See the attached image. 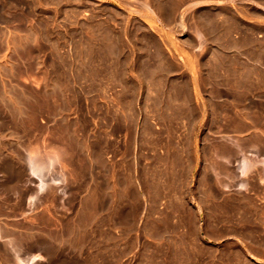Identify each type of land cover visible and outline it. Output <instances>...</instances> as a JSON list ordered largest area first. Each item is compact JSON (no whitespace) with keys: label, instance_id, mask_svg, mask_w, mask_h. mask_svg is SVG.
Wrapping results in <instances>:
<instances>
[{"label":"rangeland","instance_id":"obj_1","mask_svg":"<svg viewBox=\"0 0 264 264\" xmlns=\"http://www.w3.org/2000/svg\"><path fill=\"white\" fill-rule=\"evenodd\" d=\"M221 1L0 0V264L264 251V166L236 186L264 115L229 51L231 11L258 16ZM35 149L60 179L38 193Z\"/></svg>","mask_w":264,"mask_h":264},{"label":"crops","instance_id":"obj_2","mask_svg":"<svg viewBox=\"0 0 264 264\" xmlns=\"http://www.w3.org/2000/svg\"><path fill=\"white\" fill-rule=\"evenodd\" d=\"M223 3L228 4H241L242 2L248 3L257 12L258 18L252 19L251 12L241 10L238 6L231 11L236 18V29L234 33L237 40H234L233 49L229 51H236L235 58L238 60L236 72L239 77H244L243 83L246 79H252L255 84V91L250 94L248 91L238 93L236 97L239 100L246 99L254 101V110L259 115H264V0H223ZM231 30L225 31L222 35L230 37L233 33ZM248 41V42H246ZM263 111V112H262ZM182 208L188 209V206ZM264 210V204H261ZM193 211H197L194 208ZM192 249L182 245V252H189ZM238 255H221L220 258H215L213 255L205 258L202 264H264V251L259 255H253L239 249ZM153 262L150 264H163L168 259H173L174 264H192L196 259V255H152Z\"/></svg>","mask_w":264,"mask_h":264},{"label":"bare ground","instance_id":"obj_3","mask_svg":"<svg viewBox=\"0 0 264 264\" xmlns=\"http://www.w3.org/2000/svg\"><path fill=\"white\" fill-rule=\"evenodd\" d=\"M6 2V1H5ZM148 7V6H147ZM1 8V7H0ZM7 15V14H6ZM1 17V16H0ZM4 18V17H3ZM9 20V19H8ZM4 32V31H3ZM202 43V42H201ZM226 79V78H225ZM235 79V78H234ZM227 82V81H226ZM262 83H264V82H262ZM263 112V111H262ZM258 113V112H257ZM259 116V115H258ZM261 122V121H260ZM264 126V125H263ZM262 127V126H261ZM260 129V128H259ZM263 129V128H262ZM264 131V130H263ZM44 138V137H43ZM33 139V138H32ZM54 139V138H53ZM35 140V139H34ZM33 141V140H32ZM262 141H264V140H262ZM42 142H44V141H42ZM41 142V140H40V143H42ZM54 142V141H53ZM256 142V141H255ZM50 143V142H49ZM55 143V142H54ZM263 143V142H262ZM29 144H31L30 143V141H29ZM32 144H34V143H32ZM31 144V145H32ZM39 144V143H38ZM47 144H48V141H47ZM251 144V143H250ZM235 145V144H234ZM248 145V144H247ZM26 146V145H25ZM27 146H29V145H27ZM39 146V145H38ZM52 146V145H51ZM58 146V145H57ZM33 147H35V146H33ZM43 147V146H42ZM235 147V146H234ZM44 148V147H43ZM236 148V147H235ZM253 148L255 149L256 148V146H253ZM260 148V147H259ZM262 148V147H261ZM24 149H26V147L24 148ZM28 149H30L29 147H28ZM56 149V148H55ZM60 149V148H59ZM226 149V148H225ZM257 149V148H256ZM36 151H35V153H31L30 155H28L26 158H27V160H26V162H27V169L29 170V172H30V174L33 176V177H35L36 179H37V185H35V186H37V193L38 192H41L44 188H45V186H46V184L47 183H50V182H47L48 180L50 181H53V183H59V180L60 179H58L57 177H54L53 175L51 176L50 174H51V172L52 173H54V171H52V168H53V166L56 164L55 162H56V157L55 156H51V150H50V152H48V153H40V151H37V149H35ZM39 150V149H38ZM47 150V149H46ZM45 150V151H46ZM232 151L234 150V149H231ZM241 150V152H240V154H239V159L237 160V162H236V166H237V171H238V176H240V180L239 181H237V187L238 188H243L244 189V187L246 186V181L245 180H243L246 176L245 175H247L249 172H250V170L251 169H253L252 167H256L255 165L256 164H261V165H263L264 166V155H262L261 154V156L260 157H258L257 156V152H254L253 150V153H251L250 155L248 154V153H246V152H244V151H242V149H240ZM260 151H263V154H264V150L262 149H259ZM49 151V150H48ZM63 151H64V149H63ZM231 151V152H232ZM238 151V150H237ZM250 151V150H249ZM57 152H59V151H57ZM57 152H56V154H57ZM62 152V151H61ZM228 152V151H227ZM230 152V153H231ZM236 152V151H235ZM53 153V152H52ZM233 153V152H232ZM258 153H260L259 151H258ZM221 154V153H220ZM226 155V154H225ZM234 155H235V153H234ZM233 155V156H234ZM61 156H62V154H61ZM64 156V155H63ZM257 157H258V159H257ZM61 158V157H60ZM223 158V157H222ZM62 159V158H61ZM58 160H60V159H58ZM231 160V159H230ZM61 161V160H60ZM228 162H229V160H227ZM25 162V161H24ZM62 162V161H61ZM230 163V162H229ZM235 163V162H234ZM63 164V163H62ZM10 165V164H9ZM218 166V165H217ZM224 166V165H223ZM228 166H229V164H228ZM11 167V166H10ZM9 167V168H10ZM230 167V166H229ZM223 168V167H222ZM264 168V167H263ZM26 169V168H25ZM5 170V169H4ZM216 170V169H215ZM218 170V169H217ZM56 171V170H55ZM222 171V170H221ZM236 171V172H237ZM252 171V170H251ZM64 172H66V171H64ZM9 174V173H8ZM63 174V173H62ZM260 174V173H259ZM224 175V174H223ZM249 175V174H248ZM253 175V174H252ZM9 176V175H8ZM60 176V175H59ZM226 176V175H225ZM245 176V177H244ZM231 177V176H230ZM257 177V176H256ZM261 177V176H260ZM263 177V176H262ZM63 178V177H62ZM61 178V179H62ZM221 178V177H220ZM247 178V177H246ZM259 179V178H258ZM238 180V179H237ZM62 181V180H61ZM222 181V180H221ZM236 181V180H235ZM259 181V180H258ZM225 182V181H224ZM249 182V181H248ZM61 183V182H60ZM63 183H64V181H63ZM228 183V182H227ZM254 183V182H253ZM253 183H252V185H253ZM261 183V182H260ZM8 184V183H7ZM222 184H224V183H222ZM65 185V184H64ZM63 185V186H64ZM225 185V184H224ZM52 187V186H51ZM232 187V186H231ZM226 188V187H225ZM254 188V187H253ZM32 189V188H31ZM35 189V188H34ZM64 189V188H63ZM66 189V188H65ZM246 190V189H245ZM34 191H36V190H34ZM32 192V191H31ZM63 192V191H62ZM25 195V194H24ZM35 195V194H34ZM37 196V195H36ZM65 196V195H64ZM30 198V197H29ZM32 199H34V197L32 196L31 197ZM39 198V197H38ZM42 198V197H41ZM32 199H30V200H32ZM38 202V201H37ZM29 204H31V203H29ZM36 204V203H35ZM26 205H27V203H26ZM30 206V205H29ZM16 245V244H15ZM14 250V249H13ZM28 250V249H27ZM25 251V250H24ZM42 251V250H41ZM19 253V252H18ZM43 253V252H42ZM17 257V256H16ZM15 257V258H16ZM40 257V256H39ZM38 259V255H30L27 259H21L20 261H21V263L22 264H32L35 260H37ZM19 262V261H18ZM17 262V263H18Z\"/></svg>","mask_w":264,"mask_h":264}]
</instances>
